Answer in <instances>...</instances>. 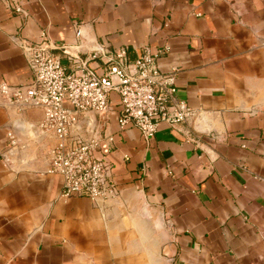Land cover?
I'll use <instances>...</instances> for the list:
<instances>
[{
	"label": "crops",
	"instance_id": "obj_1",
	"mask_svg": "<svg viewBox=\"0 0 264 264\" xmlns=\"http://www.w3.org/2000/svg\"><path fill=\"white\" fill-rule=\"evenodd\" d=\"M33 41L98 72L94 48L156 53L194 116L146 139L110 91L81 117L117 191L95 202L46 173L41 109L0 98V264H264V0H0V80L31 81Z\"/></svg>",
	"mask_w": 264,
	"mask_h": 264
},
{
	"label": "built area",
	"instance_id": "obj_2",
	"mask_svg": "<svg viewBox=\"0 0 264 264\" xmlns=\"http://www.w3.org/2000/svg\"><path fill=\"white\" fill-rule=\"evenodd\" d=\"M74 25L75 32L81 34L79 24ZM19 43L32 79L18 84L0 80V98L19 111L41 109L36 129L53 140L46 173L62 177V198L82 196L98 202L117 193L108 179V164L97 154L98 140L84 136L92 127L83 126L81 118L87 112H104L110 91L118 97L119 127L131 123L146 139L154 136L161 121L175 125L194 116L186 101L177 96L174 73L160 71L156 53L146 51L130 61L123 47L108 54L94 48L90 59L103 57L104 66L98 72L78 55L73 64H62L46 42ZM7 135L14 146L13 133Z\"/></svg>",
	"mask_w": 264,
	"mask_h": 264
},
{
	"label": "water",
	"instance_id": "obj_3",
	"mask_svg": "<svg viewBox=\"0 0 264 264\" xmlns=\"http://www.w3.org/2000/svg\"><path fill=\"white\" fill-rule=\"evenodd\" d=\"M68 53H70V52H68ZM71 54V53H70Z\"/></svg>",
	"mask_w": 264,
	"mask_h": 264
}]
</instances>
